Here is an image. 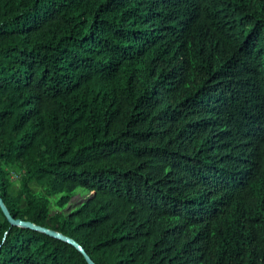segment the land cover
Here are the masks:
<instances>
[{
  "label": "trees",
  "instance_id": "16d2710c",
  "mask_svg": "<svg viewBox=\"0 0 264 264\" xmlns=\"http://www.w3.org/2000/svg\"><path fill=\"white\" fill-rule=\"evenodd\" d=\"M0 198L94 264H264V0H0ZM0 264L87 263L0 209Z\"/></svg>",
  "mask_w": 264,
  "mask_h": 264
},
{
  "label": "water",
  "instance_id": "95a60500",
  "mask_svg": "<svg viewBox=\"0 0 264 264\" xmlns=\"http://www.w3.org/2000/svg\"><path fill=\"white\" fill-rule=\"evenodd\" d=\"M0 209L3 213V215L5 216V218L7 219V221L10 223L11 226H19L22 228H26V229H30L33 231H37V232H41L44 233L46 235H49L53 238H56L64 243H67L69 245H71L72 247H74L83 257L84 260L86 261L87 264H94L93 261L89 258V256L83 251V249L76 243L74 242L72 239L63 236L62 234L55 232L53 230H48L45 228H41L39 226H36L30 222H23L20 220H14L8 213L5 205L3 204L2 199L0 198Z\"/></svg>",
  "mask_w": 264,
  "mask_h": 264
},
{
  "label": "rangeland",
  "instance_id": "374dc122",
  "mask_svg": "<svg viewBox=\"0 0 264 264\" xmlns=\"http://www.w3.org/2000/svg\"><path fill=\"white\" fill-rule=\"evenodd\" d=\"M19 177H20L19 170H14V169L9 170V178L12 183L13 189L15 191L18 190L19 188ZM81 191H82L81 189L78 190V192H81ZM84 198H85L84 193H78L76 196L72 198L70 205L74 207L77 203L82 201Z\"/></svg>",
  "mask_w": 264,
  "mask_h": 264
}]
</instances>
